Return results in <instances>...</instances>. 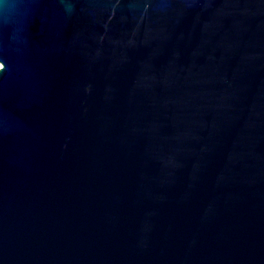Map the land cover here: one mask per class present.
<instances>
[{
    "label": "water",
    "instance_id": "1",
    "mask_svg": "<svg viewBox=\"0 0 264 264\" xmlns=\"http://www.w3.org/2000/svg\"><path fill=\"white\" fill-rule=\"evenodd\" d=\"M0 264H264V0H0Z\"/></svg>",
    "mask_w": 264,
    "mask_h": 264
}]
</instances>
